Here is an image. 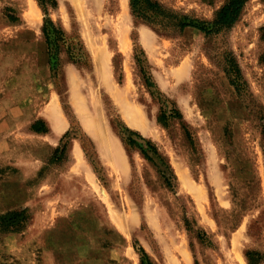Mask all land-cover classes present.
I'll return each instance as SVG.
<instances>
[{
	"label": "rangeland",
	"instance_id": "rangeland-1",
	"mask_svg": "<svg viewBox=\"0 0 264 264\" xmlns=\"http://www.w3.org/2000/svg\"><path fill=\"white\" fill-rule=\"evenodd\" d=\"M56 1L46 14L38 0H0V215L32 217L0 233V264H141L140 248L151 264L264 259V0L213 36L174 25L213 20L227 0H153L177 18L143 12L163 32L133 0ZM47 18L66 37L55 72ZM173 107L183 119L166 127ZM39 120L46 134L33 131ZM126 129L157 145L172 187ZM65 143L64 162L51 163Z\"/></svg>",
	"mask_w": 264,
	"mask_h": 264
},
{
	"label": "trees",
	"instance_id": "trees-1",
	"mask_svg": "<svg viewBox=\"0 0 264 264\" xmlns=\"http://www.w3.org/2000/svg\"><path fill=\"white\" fill-rule=\"evenodd\" d=\"M39 4L44 9V12L48 14V8H56L57 1L56 0H38ZM249 0H227V2L219 9L216 13L213 20H191L184 19L179 23V25H174L178 27L181 31H184L188 28L199 31L200 33L205 34V36H213L217 35L223 30H227L232 28L239 20L240 17L247 5ZM133 4L135 8H138V18L145 23L150 25L160 26L158 31H165L164 27L166 24L157 23L155 18H150V16L146 15L143 12H151L156 17H160L164 20H167L172 23V21H177V18L172 14H168V11L165 8H162L158 3L153 2V0H133ZM142 10V12H141ZM153 19V20H152ZM43 35L45 38V42L48 48V55L50 57V66L51 71L55 72L58 69V51L61 46L66 44V37L62 30L57 28L54 23L47 18L46 23L43 27ZM71 61L73 63H80L82 52H71V50L67 51ZM138 66L140 68V73L143 76V79L148 87L151 86L150 78L145 70V67L142 65V60L137 59ZM225 73L229 79L230 84L234 87L235 91L241 95L244 91V80L242 77L241 69L236 59L232 55H227L225 58ZM160 122L164 126H168L171 120H182L181 112L173 107L169 111L166 109H162L160 115ZM33 131L39 134H46L48 132V128L41 120L37 121L32 126ZM185 129V133L187 137L190 139L191 144H193V140L190 132ZM129 133L130 136L125 137V142L131 148L138 150L141 155L154 166L158 167L159 173L162 178L165 180V183L171 186V183L167 180L165 173L161 170V167L167 168L166 161L163 155L159 152L157 145L151 140L143 138L140 134L136 132H131L129 130H125ZM69 133H67L63 140L68 138ZM138 137L141 141L133 139L132 136ZM62 140V141H63ZM263 141H264V132H263ZM84 151L87 153L85 141L82 142ZM67 144L64 146L58 147L52 156L51 163L53 164H61L65 160ZM160 165V166H159ZM32 217L27 208L8 211L4 214L0 215V233H18L25 229L27 224L31 221ZM140 253L142 255L141 264H151L149 256L145 252L143 248H140ZM260 254L248 253L247 259L249 264H259L264 259L260 258Z\"/></svg>",
	"mask_w": 264,
	"mask_h": 264
},
{
	"label": "crops",
	"instance_id": "crops-1",
	"mask_svg": "<svg viewBox=\"0 0 264 264\" xmlns=\"http://www.w3.org/2000/svg\"><path fill=\"white\" fill-rule=\"evenodd\" d=\"M55 105H56V104H55ZM77 150H78L79 152H81L80 149L77 147L76 150H75V155H76ZM76 156H77V155H76ZM243 262H244V261H243ZM244 264H245V263H244Z\"/></svg>",
	"mask_w": 264,
	"mask_h": 264
}]
</instances>
